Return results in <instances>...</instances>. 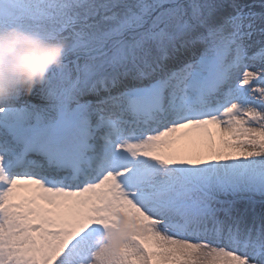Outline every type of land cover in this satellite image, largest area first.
<instances>
[{"label":"snow or ice","instance_id":"6c2138e0","mask_svg":"<svg viewBox=\"0 0 264 264\" xmlns=\"http://www.w3.org/2000/svg\"><path fill=\"white\" fill-rule=\"evenodd\" d=\"M10 28L66 49L0 102V264H264V0H0Z\"/></svg>","mask_w":264,"mask_h":264},{"label":"clouds","instance_id":"9594fccd","mask_svg":"<svg viewBox=\"0 0 264 264\" xmlns=\"http://www.w3.org/2000/svg\"><path fill=\"white\" fill-rule=\"evenodd\" d=\"M66 45L47 41L18 29H0V102L13 95H30L53 68H59ZM136 225L117 217L114 228L96 237L98 251L116 253L132 234Z\"/></svg>","mask_w":264,"mask_h":264},{"label":"rangeland","instance_id":"374dc122","mask_svg":"<svg viewBox=\"0 0 264 264\" xmlns=\"http://www.w3.org/2000/svg\"><path fill=\"white\" fill-rule=\"evenodd\" d=\"M101 232L97 233V235H99Z\"/></svg>","mask_w":264,"mask_h":264}]
</instances>
